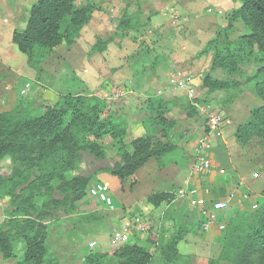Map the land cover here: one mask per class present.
<instances>
[{"label": "trees", "instance_id": "obj_1", "mask_svg": "<svg viewBox=\"0 0 264 264\" xmlns=\"http://www.w3.org/2000/svg\"><path fill=\"white\" fill-rule=\"evenodd\" d=\"M239 6L227 13V25L216 31L197 55L212 52L211 66L199 83V90L213 93L239 89L259 79L255 91L264 100V0H238ZM96 6L90 0H36L24 28H14L12 43L26 55L29 67L42 71V57L64 44L71 48L82 29L92 20ZM139 6L135 12L122 9L116 18L115 33L126 36L150 24L151 17ZM240 20L248 31L231 39L234 22ZM111 38H97L88 56L106 50ZM224 43V44H223ZM250 69L249 73L246 70ZM222 72L225 78L214 76ZM83 87L82 81H79ZM183 110L188 118L198 116L186 98ZM200 102L207 100L199 95ZM173 103L159 95L146 98L150 129L127 141L130 126L125 119L104 117L107 101L82 90L67 91L52 97L43 111L31 113L21 100L8 110L0 111V199L7 198L0 220V254L4 260L14 259L17 240L25 248L17 264H59V258L48 244L51 223L59 210L74 213L76 204L88 195L93 174L106 172L120 181L134 178L136 172L151 160L160 167L166 155L179 151L186 155L171 138L177 120L171 114ZM110 138L115 153L96 142ZM182 137V135H180ZM259 138L264 143V105L252 110V119L239 124L235 139L241 146ZM8 156L10 166L1 167ZM86 156L111 163L87 172L83 169ZM264 195V187H263ZM171 191H156L146 197L147 203L158 207L169 205ZM166 224L147 242L160 250L162 264H179L182 259L177 244L189 231L178 222L170 206L164 213ZM168 222V223H167ZM166 225V226H165ZM168 233V237H166ZM191 261L180 264H191ZM149 264L152 252L135 241L122 244L112 251H90L80 264ZM196 260V261H197ZM206 264H264V204L252 212H244L225 223L224 240L215 258Z\"/></svg>", "mask_w": 264, "mask_h": 264}, {"label": "rangeland", "instance_id": "obj_2", "mask_svg": "<svg viewBox=\"0 0 264 264\" xmlns=\"http://www.w3.org/2000/svg\"><path fill=\"white\" fill-rule=\"evenodd\" d=\"M90 1L96 6V10L92 20L82 29L81 36L75 44V48L78 50L74 53L75 66L72 65V47L67 48L64 44H61L55 47L51 53L42 57V71L38 79L36 76V70L28 66L26 62V55L19 51L14 43H12L14 48L9 46L8 39L6 38V34H8L10 26L18 29L25 27L29 17L30 9L36 0H0V51L4 54V59L0 57V111L11 108L18 100H21L31 113L43 111L45 109V105L49 100L52 99V97L58 94H63L67 91H80L85 86L90 93L100 96L107 101L108 108L103 114L104 117L114 115L118 118L125 119L129 126H134L133 130L129 131V135L127 137V141H130L131 139L139 136L138 134L142 135L150 129L147 120L148 114L147 111H145L146 94H155L156 90L160 88L164 89V84H166L164 80L166 77L162 76L161 79L158 78L159 82L157 83L159 84L151 83L150 79L145 81V85L143 82H141V84L144 85V88L149 89V91L147 89L148 92L146 91L145 93L137 90L131 93L127 91L128 93H125L123 96H116L115 98H112V96H104L106 93L110 95V93L117 87H126V81H128L129 78H133L132 70L128 69L127 66L125 67V65L120 64V61L123 57L121 53L122 50H125L126 53L129 52V54L132 53V47L136 45L134 41L135 39H133V36H129V33L123 37H120L115 33L116 18L124 8L133 13L140 6L144 10L145 14H151L152 11H157L158 13L166 10L168 12L172 5H177L179 9V0ZM197 3L198 4H195V7H197L198 15H202V17H204V15H213L214 17L217 15L215 13L206 12V0H199ZM210 4L211 3H209V5ZM216 5L217 4H212L213 10L216 9V7H213ZM176 15H178V17L173 15L174 18H172L173 23L176 24L171 23L172 25H180L179 20L183 21V18L181 17L182 14L178 12ZM218 19L224 20L221 15L218 16ZM246 31H248V28H246L241 21L237 22L236 28L231 34V37H237ZM151 36H153V34ZM156 36H158V33ZM97 38H111V42L108 44L111 49L110 54L105 57L104 60L106 63L102 62V58H100V56H97V60L90 62V58L87 56V49L89 50L90 46ZM212 55V52H209L204 54L202 59L206 58L207 62H209L210 59L211 62ZM196 57H201V55H197ZM5 60H8L15 66L17 63L20 72L15 71L12 73L9 70H5V65L7 63ZM3 61L4 65L2 64ZM147 63L149 62L147 61ZM180 71L189 74L191 73L185 70ZM249 71L250 69H247L246 73H249ZM192 75L195 79L197 78L200 80V75L197 76L193 73ZM216 76L219 78H225V74L223 73H218ZM84 77L89 78V80L87 78L85 81L82 80ZM2 80L4 83H1ZM79 81H82V83L84 81L85 84H82L83 87H81ZM258 81L259 79H256L254 82L243 85L239 89L222 90L213 93H205V91L199 90L198 87V93L202 98L207 100V103L211 106V110L213 112L224 114L226 117L230 118L231 122L233 120L235 123L242 124L252 119V110L254 108L264 105V100H262L255 91ZM25 83H29V90L26 92V94H20V89ZM194 83L195 86L199 85V82L196 80ZM8 84H12L13 89L9 88ZM135 85H138L137 89H140L141 85L139 81H136ZM182 91L183 90H181V92L177 90V95H179L177 96V103L180 106L172 109V116L176 118L177 125L171 133L170 140L181 149L183 148L180 145H183L184 143L186 145V143L188 144V142H192L191 147L194 149L199 138L203 134L201 133V130L203 128L202 126H204V123H201L198 133H195V131L191 129V124L193 123L194 119L187 118L185 116L183 106L186 103V98L183 96L185 92ZM162 94L160 96L163 98L167 96L164 94V91ZM136 124L144 131L140 127L135 126ZM180 135H182V137H180ZM221 138L222 137L213 140L211 155V163L213 167H215L217 164L219 169L225 168L224 162L222 160L224 158V154L222 152L224 151V148L221 146ZM96 142L107 148L112 154L115 153L110 138L103 137L96 139ZM242 148H245L246 151V154H243V159L241 160L242 165L245 168L251 167L253 171H263L262 174H264V143L262 140L255 138L251 140L248 145L242 146ZM239 154L240 153H238V155ZM187 159L188 158L184 156L183 153L175 151L174 153L166 155L162 162H164V164L167 166L173 162H176L179 165H184L187 163ZM110 163L111 159L109 160L108 158L103 161H98L91 156H86V163L83 165V169L87 172H90ZM150 165L152 169L159 168V164L156 160H151ZM9 166L10 158L5 156L1 161V167L3 169H8ZM99 173L101 172L93 174V181L99 179ZM114 179H118L116 181H119V178L116 176ZM125 182L126 183L123 185L125 186L126 190L129 189V186L133 185L135 192L132 195V198L135 197V200H137L139 195V193L136 191L138 184L135 183L137 181L134 183L132 177L126 179ZM139 182H142V179ZM109 187L115 200L113 201L115 203H121L120 198L123 197V194L120 184L110 180ZM142 187L143 183L140 184L137 190ZM181 187L182 185L180 186L174 183L172 188V200H176V203L170 207L173 213L171 214L178 222L185 223L187 227H189L188 233H196L200 229L198 227V220L194 212L188 210L189 206L187 205L186 200L178 196V190ZM79 202L76 204L77 209L74 213H68L63 210L55 212L51 223L52 234L47 239V242L50 244L51 251L58 256L59 264H80L83 256L88 254L90 251L110 252L116 247V245L111 242L110 236L112 231L117 227L116 225L120 223L122 219V213L120 211L118 212L117 210L114 211L109 209L93 197H91V199L88 198L87 202L85 203ZM140 203L141 201H138V203L136 201V204L132 206V210H130L128 213H144L148 216L154 226H157V222L160 220L157 218V215L159 214L158 211H160V209L163 210V205L161 204L160 206L156 207L155 210H153L148 209L146 206H141L144 204V202L142 204ZM6 205L7 198L0 199V220L4 215V209ZM175 206H178V212L176 213L173 210ZM259 206L260 205L258 203L256 208L253 207L251 210L254 211ZM185 209L187 211L184 213ZM128 213L124 215L126 216ZM163 224H166V220L163 221ZM223 230L225 231V228ZM188 233H186L181 241H179L177 244L178 251L180 255L183 256L181 259V262L183 263L191 261V255L187 254L189 244H191L190 235ZM168 235L169 234L166 233L165 236L168 237ZM91 241L96 242L93 250H89L88 244ZM24 248L25 245L23 241L17 240L15 246L16 257L14 259L4 260L0 254V264H17L18 260L23 257ZM148 249L152 252V260L149 264H162L163 257L160 253V250H154L153 244L151 243L148 245ZM196 260L197 259H193V263L191 264H206L204 260ZM109 264H115V261L111 259Z\"/></svg>", "mask_w": 264, "mask_h": 264}, {"label": "crops", "instance_id": "obj_3", "mask_svg": "<svg viewBox=\"0 0 264 264\" xmlns=\"http://www.w3.org/2000/svg\"><path fill=\"white\" fill-rule=\"evenodd\" d=\"M201 1H205V0H201ZM206 1H207L205 8L206 12L217 14L215 15V17L213 15H204V17H202V15H198L197 7H195V4H198L197 2H199V0H179V9L177 5L176 6L172 5V7L169 8L168 12L164 10L163 12H158L157 14L153 15L151 17L150 24L147 25L146 27L138 31H130L129 36H133L136 45L132 47V53L130 54L129 52L126 53L125 50L121 51L123 57L120 61V64L125 65V67L127 66L128 69L132 70L133 78H129L128 81H126V85H127L126 87L124 86L117 87L111 93H113L117 89L124 93H128V92L131 93L137 90L141 91L142 93H145L148 89V88H144L145 81H148L150 79L151 83H157L159 82L158 78L161 79V77L164 76L166 77V79L164 80L166 83L164 84L165 85L163 87L164 89L160 88L156 90L155 94H151V95L160 96L164 91V94L167 95L164 98L169 100L171 103H173L171 107V114H172V109L180 106L177 103V98H178L177 96H179L177 95L178 89H174L170 87V78L172 77L173 72L185 70L187 72H191L190 73L191 75L192 73L197 76L200 75V80H198L197 78L195 80L201 83V79L203 75L206 72H208L210 69L211 62L210 59L209 62H207L206 58L202 59L204 55H201V57H196L197 52L201 50L204 47V45L207 43V41L215 35L218 29L223 28L227 25V13L239 6L238 0H206ZM209 3L211 4L209 5ZM212 4L214 5L217 4L216 6H213L216 7V9L212 10L211 12H208L207 9L209 7H212ZM178 12L182 14L181 17L183 18V21L179 20L180 25H172V24H176L173 23L172 20V18H174L173 15L178 17V15H176V13ZM219 15H221V17L224 18V20L223 19L219 20L218 19ZM237 22H240V20H236L234 22L233 30L230 32L229 35L231 39L236 37V36L231 37V34L235 30ZM13 29L14 28L10 26L8 34H6L7 36L6 38L8 39L9 46H12L14 48L11 40ZM157 33L158 36H156ZM152 34L153 36H151ZM0 43H1V29H0ZM75 44L72 46L73 66H75L74 53L78 51L77 48H75L76 46ZM110 50H111L110 46H108V49L106 48V50H104L103 52L89 56L90 62L97 60L98 58L97 56H100V58H102V62L106 63V61L104 60L105 57H107L110 54ZM86 53L88 56V49ZM0 57L4 59V54L1 51H0ZM5 61L7 62L5 65L6 66L5 70H9L12 73L15 71L20 72L17 63L15 66L11 64L8 60ZM147 61L149 63H147ZM2 64L4 65V61ZM218 73L222 74L220 72H215L214 76H216ZM86 78L87 77H84L82 78V80L85 81ZM87 79L89 80V78ZM3 80L1 81V83H4ZM136 81H139L141 85L140 89H137L138 85L137 86L135 85ZM141 82H143L144 85H142ZM8 85L9 88L13 89L12 84L11 85L8 84ZM23 87L24 86H22V88ZM178 91L181 92V90ZM107 95L109 94L106 93L104 96L107 97ZM148 96L150 95L146 94V98ZM183 96L186 98L185 94ZM191 119H194L193 123L191 124V129L194 130L195 133H198L200 129V125L203 122L201 118H199L198 116ZM238 124L239 123H235L232 120V122L229 125H226L223 129L221 146L224 148V151H222L224 154L223 155L224 158L222 159L225 165V168H223L224 173H220L218 171L219 168L217 164L215 165V167H213L211 172L207 174L201 175V174L192 173L191 169L195 160L194 150L196 146L193 149V147H191L192 142H188V144L186 143V145L185 143L183 145H180L182 146L183 149L179 147L181 150H183V152H185L186 155L184 156L188 158L186 161L187 163H185L184 165H179L176 162H173L168 166L165 165L162 168L158 166L159 168L152 169L150 165L151 162L150 161L136 172L133 178V182L135 183V181H137L135 184H138L136 187V191L139 193L137 200H135L136 199L135 197L132 198V195L135 192L133 185L129 186V189L126 190L125 186L123 185L124 183H126L125 180L123 182L120 181V179L119 181H116L118 179H114L115 176L110 175L106 172L99 173L100 177L95 181L91 179L89 187L95 182H103L106 183L108 186L110 180H112L115 183L118 182L122 190L123 199L120 198L121 203L117 202L118 203L117 204L114 202V204L116 207L115 210H117L118 212L120 211L122 213V218L125 216L124 214L132 210L131 208L136 204V201L137 203L138 201H141L140 204L144 202L145 205L142 204L141 206H146L148 209L155 210L156 207H153L152 205L147 203L146 201L147 195L156 191L172 192L174 183L180 186L182 185L183 187L188 177H190V184L195 185L198 188L199 195L206 200L207 204L214 201L225 199L229 193L233 192L235 196L231 201V203L229 204V206L226 209L219 211L217 222L211 224L206 228L202 226L203 219L200 214L199 208L193 207L186 199V197H183V199L186 200V203L189 206L188 210L194 212V214L196 215V218L198 220V227L200 228L196 233L193 232L188 233L190 235L191 244H189L187 254H190L191 256L196 257L200 260L215 258L221 250L224 240V233H225L223 229H220L219 225L220 224L225 225L226 221L229 218H233L244 212H252L253 210H251V208L253 207L256 208L258 203L259 205L264 204V195L262 193L264 187V174H262L263 171H259V172L253 171L251 167L245 168L242 165L241 160L243 159V154L244 153L246 154V151L245 148H242V146H240L235 139V131ZM135 126L140 127L137 124ZM133 127L134 126L132 125L130 126L131 131L133 130ZM202 127L203 128L201 130V133H203L204 131V126ZM138 135L140 136L141 134ZM229 146H230V150H229ZM238 153L240 154L238 155ZM141 179L142 182H139ZM141 183H143V187L137 190ZM110 195L112 196L111 190H110ZM88 198L91 199V196H89V194L79 203L87 202ZM175 203L176 200H172L171 204H169L170 207ZM162 205L164 207L163 210H166L165 208L169 206L165 203ZM177 208L178 206L177 207L175 206L173 209L175 213L178 212ZM186 211L187 210L185 209L184 213ZM158 212L159 214L157 215V218L158 216H160L161 209ZM163 220H164V214L162 219L159 220L160 221L159 225H158L159 221L157 222V226L159 228L155 226L151 233H149L148 235H143L142 237L134 233L133 241L137 242V244L139 245L145 246L148 249V245H150V243L147 242V237L150 234L156 235L158 233L163 223ZM118 225L119 223L116 226ZM93 248L91 249L89 247V250H93Z\"/></svg>", "mask_w": 264, "mask_h": 264}, {"label": "built area", "instance_id": "obj_4", "mask_svg": "<svg viewBox=\"0 0 264 264\" xmlns=\"http://www.w3.org/2000/svg\"><path fill=\"white\" fill-rule=\"evenodd\" d=\"M213 9L209 7L208 12ZM195 78L191 74L183 73L181 71H175L170 78V87L178 90H183L188 101L193 105L196 111L199 112L205 118L204 131L199 138L195 150V160L191 169L192 173L207 174L213 169L212 161V147L213 140L222 137L223 129L226 125L231 123L229 117L224 114L215 113L211 110V106L206 102H200L198 100V85L195 86ZM29 83H25L21 89L20 94H26L29 90ZM125 93L115 90L113 93L107 96H123ZM220 173H224L223 169H218ZM89 196L97 199L103 205L111 210H115V204L112 196L110 195L109 186L103 182H95L88 189ZM179 197H186L189 203L196 208H199L202 216V226L204 228L217 222L218 212L226 209L234 198V193H229L225 199L218 200L207 204L206 200L199 195L198 188L195 185L190 184V177L185 182V185L178 190ZM165 210H161L158 218L161 220ZM160 221L158 222V225ZM154 224L144 213H128L124 216L119 225L112 231L111 242L116 247L133 241V234H138L140 237L148 235L154 229ZM158 227V226H157ZM220 229H224L225 225L220 224ZM159 228V227H158ZM96 242L91 241L89 247L92 249ZM115 247V248H116Z\"/></svg>", "mask_w": 264, "mask_h": 264}]
</instances>
